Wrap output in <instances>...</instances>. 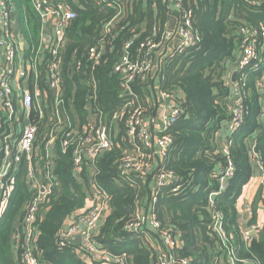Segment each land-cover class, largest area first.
<instances>
[{"label": "trees", "instance_id": "trees-1", "mask_svg": "<svg viewBox=\"0 0 264 264\" xmlns=\"http://www.w3.org/2000/svg\"><path fill=\"white\" fill-rule=\"evenodd\" d=\"M12 1L20 40L26 45L25 56L30 57L38 48L40 18L31 0ZM56 1L68 5L75 14L66 28L60 54L66 109L71 107L68 114L76 116L79 132L89 115L93 124L106 125L112 145L95 161L84 160L77 179L73 174L72 146L63 152L60 142L56 143L52 170L57 185L38 206L34 222L33 251L40 262L102 264L82 258L77 253L79 245L72 240H58L66 222L75 212L84 210L88 197L98 187L108 195L110 211L94 240L106 254H125L126 264H154L164 249L158 233L145 228L136 233L125 229L138 214L146 217L149 213L155 215L161 229L170 228L178 237L180 247L169 251L174 258L187 259L188 264L222 262L226 249L210 229L212 211L221 213L223 230L236 256L251 264H264V223L251 242L244 243L236 209L242 189L254 173L251 145L264 176V127L258 121L260 106L255 88L263 70L247 74L242 103L244 119L225 139V144L229 142L227 155L221 150L224 142L218 138L230 116L226 106L229 88L224 77L227 64L231 65L239 52L238 28L264 30V2L256 5L253 0H175L179 4L175 7L170 0ZM184 14L199 38L196 45L174 49L154 78L131 82L132 94L126 95L123 78L113 73L115 63L126 51L133 60L142 58L140 44L147 40L160 44L168 27V16ZM112 20L115 22L106 32L105 27ZM128 43L130 46L125 49ZM93 48L101 51L97 64L87 60ZM155 91L181 97L180 117L161 134L171 142L163 155L151 156V169L145 176L134 172L122 175L123 158L133 149L126 137V117L137 106H141L144 115L153 116ZM115 114L117 118L113 119ZM3 120L0 114V124ZM39 125L43 131L44 123ZM140 147L151 155V148ZM228 160L233 165V175L226 188L218 192L219 171ZM161 172L171 173L172 178L157 192L154 190L156 200L152 203L153 182ZM23 175L22 168L13 174L8 206L0 218V264H22L19 258L23 214L32 199ZM261 191L260 186L252 204L253 217L247 224L257 221V203L263 202ZM212 193L217 195L210 204Z\"/></svg>", "mask_w": 264, "mask_h": 264}, {"label": "built area", "instance_id": "built-area-1", "mask_svg": "<svg viewBox=\"0 0 264 264\" xmlns=\"http://www.w3.org/2000/svg\"><path fill=\"white\" fill-rule=\"evenodd\" d=\"M106 1L108 0H97L98 3ZM170 1L175 2V0ZM252 2L259 5L264 0H253ZM31 4L40 18V38L35 54L26 57L24 51L26 45L20 40L14 3L12 0H0V114L4 118L0 124V218L8 206V196L13 186L12 176L22 168L23 180L32 191V199L26 205L23 214L19 259L22 264H42L33 251L36 239L34 222L38 206L57 185L52 170L56 143L60 142L63 152L72 146L73 174L77 179H79L83 161H95L112 144L106 125L93 124V121L90 122V115L86 117L87 122L79 132L76 116L71 117L68 114L71 107L66 109V101L62 97L60 54L65 44L66 28L75 18L74 12L65 3L56 0H31ZM173 4L179 7L177 2ZM119 15L120 12L116 16L119 17ZM172 17L175 20L174 30L170 35L166 30L160 44L150 40L144 41L139 49L143 53L142 58L133 60L126 51L113 66V73L120 75L124 80L125 93L128 92L126 95L132 94L129 88L131 82L136 79L154 78L162 62L174 49L191 47L198 42L199 38L192 32L187 14ZM114 22L115 20H112L106 25V32ZM238 34L241 38L239 52L235 61L230 65L231 72L237 75L234 82H231L230 71L224 77L229 88L226 106L230 116L225 124L228 134L234 133L243 123L242 103L245 100L244 88L247 74L260 70H263V76L255 81V88L260 106L258 121L264 127V30L241 26L238 28ZM176 36L178 42L173 49L168 48L170 44L174 45ZM129 46L130 43L126 44L125 49ZM100 57L101 51L94 48L87 54V60L92 64H97ZM76 68L79 69L80 64H77ZM42 86L44 90L41 89ZM155 92L154 111L156 115L148 117L144 115L141 106H137L126 117V137L133 149L123 158L122 175L134 172L145 176L151 169V156L163 155L171 142L168 137H162L161 134L167 132L180 117L178 104L181 97L179 94ZM88 108L86 105L85 110ZM25 116L28 123L23 122ZM116 118L117 114L113 116V119ZM41 123L45 125L43 131H40L39 124ZM155 126L157 129L154 131ZM140 146L151 148V155L143 151ZM228 146L229 142L221 147L225 155L228 154ZM253 148L252 146V152ZM232 175L233 165L228 160L219 172L218 192L226 188L227 181ZM171 178L172 175L169 172L157 173L153 182V191L157 192V189L165 186ZM261 186L263 202L258 204L264 208V176ZM93 190L89 197L90 206L71 216L58 240L60 242L73 241L79 236L82 240L77 253L82 258H89L102 262V264H126L125 254L112 256L99 250L96 245L94 237L100 223L109 213L110 206L105 191L98 187ZM155 191L152 194V203L156 200ZM216 195L217 193L210 194V204L213 202L211 197L214 196L215 199ZM243 215L247 221L253 217L250 205L245 208ZM262 226L263 222L257 218L255 223L243 227L241 230L243 242H251ZM144 228L149 232L158 233L164 246V249L158 253L154 264H188L187 259H176L169 253L171 250L178 249L180 242L170 228H160V223L153 213H149L146 217L138 214L133 223L125 227L127 231L134 233ZM210 229L226 249L225 260L215 264H251L248 260H242L236 256L229 237L223 230L221 213L211 212Z\"/></svg>", "mask_w": 264, "mask_h": 264}, {"label": "crops", "instance_id": "crops-1", "mask_svg": "<svg viewBox=\"0 0 264 264\" xmlns=\"http://www.w3.org/2000/svg\"><path fill=\"white\" fill-rule=\"evenodd\" d=\"M169 16H172V15H169ZM231 72V67H230V64H227V71H226V76H227V72ZM233 74V72H231L230 74V77L231 75ZM161 107H160V111H161ZM158 112V110H157ZM153 115H156V112L154 111L153 112ZM158 125V124H156ZM157 129V126H155L154 128V131ZM228 132L226 131L225 129V125L222 126L219 134H218V138L220 141L224 142V144L221 146L223 147L225 145V139L227 137ZM251 143V142H250ZM253 145H251L250 149L252 148ZM251 151V155L254 157V161L252 163V166L254 167V173H253V176L252 178L250 179V181L248 182L247 185H245L242 189V192H241V195L236 203V209H237V212L241 218V222H242V228L245 227L247 225V220L246 219H243L244 217V213H245V208L250 205L252 207V204L254 203L255 201V198H256V195L260 189V186H261V181H262V178H263V174H262V170H261V167H260V164L257 160V157L254 156V154L256 155V150L255 148L253 149V152L252 150ZM254 153V154H253ZM222 168H220L221 170ZM218 170H219V166H218ZM220 172V171H219ZM261 196L263 195V188L261 186ZM90 197V196H89ZM89 197H88V200L86 201V205H85V208L84 210L90 206L91 204V201L89 202ZM258 204V203H257ZM257 218L264 223V208L260 206V204L257 205ZM84 210H80V211H77L75 212L74 214H78ZM67 223V222H66ZM220 261V260H219Z\"/></svg>", "mask_w": 264, "mask_h": 264}, {"label": "water", "instance_id": "water-1", "mask_svg": "<svg viewBox=\"0 0 264 264\" xmlns=\"http://www.w3.org/2000/svg\"><path fill=\"white\" fill-rule=\"evenodd\" d=\"M231 19H233V17ZM174 27H175L174 18L172 16H168V27H167V34L168 35H170L172 33V31L174 30ZM177 42H178V37L176 36V40L174 42V45L170 44V46L168 48L173 49ZM236 75L237 74L235 72L231 75V82L235 81ZM126 94H128V92H126ZM187 118H188V115H186V119ZM0 157H1V154H0ZM213 200H214V196L211 197V201H213ZM243 219H245V216L243 217ZM81 240H82L81 237L77 236L73 239V243L79 245L81 243Z\"/></svg>", "mask_w": 264, "mask_h": 264}, {"label": "rangeland", "instance_id": "rangeland-1", "mask_svg": "<svg viewBox=\"0 0 264 264\" xmlns=\"http://www.w3.org/2000/svg\"><path fill=\"white\" fill-rule=\"evenodd\" d=\"M23 122H24V123H28V119H27L26 116L23 118Z\"/></svg>", "mask_w": 264, "mask_h": 264}]
</instances>
